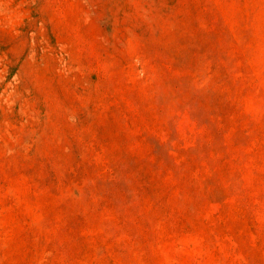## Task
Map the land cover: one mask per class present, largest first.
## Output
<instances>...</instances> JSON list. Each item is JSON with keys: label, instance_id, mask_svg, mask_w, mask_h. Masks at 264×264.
I'll return each instance as SVG.
<instances>
[{"label": "rangeland", "instance_id": "obj_1", "mask_svg": "<svg viewBox=\"0 0 264 264\" xmlns=\"http://www.w3.org/2000/svg\"><path fill=\"white\" fill-rule=\"evenodd\" d=\"M0 264H264V0H0Z\"/></svg>", "mask_w": 264, "mask_h": 264}]
</instances>
